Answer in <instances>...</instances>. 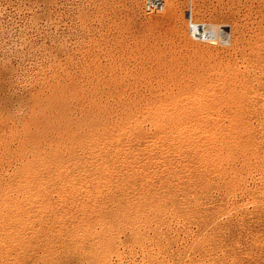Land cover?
Here are the masks:
<instances>
[{"label": "rangeland", "instance_id": "1", "mask_svg": "<svg viewBox=\"0 0 264 264\" xmlns=\"http://www.w3.org/2000/svg\"><path fill=\"white\" fill-rule=\"evenodd\" d=\"M142 2L0 0V264H264V0Z\"/></svg>", "mask_w": 264, "mask_h": 264}, {"label": "built area", "instance_id": "2", "mask_svg": "<svg viewBox=\"0 0 264 264\" xmlns=\"http://www.w3.org/2000/svg\"><path fill=\"white\" fill-rule=\"evenodd\" d=\"M143 10L146 13L160 12L164 9L166 0H142ZM190 31L197 41L216 42L223 39L222 33L218 29H213L212 25L205 22H194L192 16L189 18Z\"/></svg>", "mask_w": 264, "mask_h": 264}, {"label": "bare ground", "instance_id": "3", "mask_svg": "<svg viewBox=\"0 0 264 264\" xmlns=\"http://www.w3.org/2000/svg\"><path fill=\"white\" fill-rule=\"evenodd\" d=\"M212 27H213V26H212ZM213 29H217V28L213 27Z\"/></svg>", "mask_w": 264, "mask_h": 264}]
</instances>
